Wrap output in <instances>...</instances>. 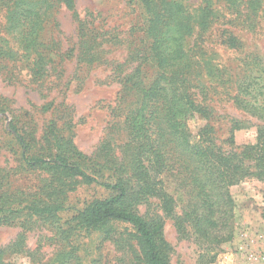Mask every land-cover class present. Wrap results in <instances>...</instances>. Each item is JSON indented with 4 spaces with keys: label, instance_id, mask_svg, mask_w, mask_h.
<instances>
[{
    "label": "trees",
    "instance_id": "trees-1",
    "mask_svg": "<svg viewBox=\"0 0 264 264\" xmlns=\"http://www.w3.org/2000/svg\"><path fill=\"white\" fill-rule=\"evenodd\" d=\"M133 1L137 17L121 38L118 29L96 25L93 12L82 17L75 0H0V15L20 20L0 24L2 72L8 68L2 62L11 61L40 80L50 75L44 64L53 56L58 64L76 57L82 66L110 65L103 82L120 84L115 110L125 114L123 128L115 133L120 137L108 133L87 155L74 141L75 124L65 101L41 107L53 117L38 132L33 112H20L0 94V122L8 120L5 147L16 161L10 168L0 166V224L23 228L0 248V264H15L6 260L14 252L29 255L31 264H105L102 249L109 241L126 264H174L164 232L167 217L174 219L180 238L193 236L208 245L230 240L231 186L247 178L264 181V123L255 143L240 146L236 127L224 145L208 121L195 134L189 125L194 117L210 119L220 95L264 121L261 56L244 54L234 66L211 40L217 37L218 45L242 51L245 43L234 30L262 27L264 0ZM61 4L77 23L76 40L67 49L54 36L34 31L57 24ZM116 43L126 45L123 61L107 57ZM13 172L36 174L38 181L14 186ZM164 175L185 196L181 214ZM84 185L97 188V194L76 200ZM143 204L157 209L144 215ZM36 227L50 235L43 234L30 249L26 232ZM46 245L54 247L50 257L42 251Z\"/></svg>",
    "mask_w": 264,
    "mask_h": 264
},
{
    "label": "rangeland",
    "instance_id": "rangeland-1",
    "mask_svg": "<svg viewBox=\"0 0 264 264\" xmlns=\"http://www.w3.org/2000/svg\"><path fill=\"white\" fill-rule=\"evenodd\" d=\"M76 8L80 15L91 16L94 13L95 24H102L105 28L118 29L119 36L125 37L129 33L133 22L136 19L137 11L133 0H75ZM22 8V6L20 5ZM19 18V17H18ZM9 23L16 25L20 20H7L0 15V24ZM57 24H52L46 29L37 26L35 33L55 37L67 49L70 43L76 40V19L72 12L64 5L57 6ZM245 46L243 49L234 50L214 41L212 44L220 52L224 61L236 66L240 56L256 52L261 56L264 64V25L256 31L239 29L234 30ZM214 32V36L217 34ZM213 37V36H212ZM107 57L109 59L123 61L127 54L126 45L116 43L109 47ZM47 61L44 67L50 71L48 77L39 76L36 80L30 73V69L23 64H16L11 61H4L2 64L8 66L4 72L0 70V94L11 99V106L20 110L33 112L38 125V132H41L44 123L53 117L52 111H42L41 107L55 102H66L64 109L68 111L75 126L74 141L80 151L91 155L97 150L102 139L109 133L115 135L117 130L123 128L125 114L115 110L118 103L120 84L116 82H103L111 73L110 65L94 64L93 67L82 66L76 57L67 58L61 64L59 60ZM1 64V65H2ZM216 110L210 119L194 117L189 121L190 128L195 134L201 125L207 121L215 128V134L219 141L225 145L234 129L236 145L255 143L258 136L259 126L264 121L257 116L251 115L246 109L235 105L233 100L224 95L216 99ZM36 107H39L38 109ZM10 119V117H9ZM235 121H238L235 124ZM8 120L0 122V166L10 168L16 164L13 153L5 147L6 125ZM119 140V139H117ZM2 172V171H1ZM5 175L4 172H2ZM12 184L29 186L37 182V175L30 172H13ZM166 189L173 193L176 199L175 211L183 212L186 199L182 192L175 190V183L172 178L163 176ZM2 182H7L5 179ZM98 190L95 187L81 186L75 193L76 200H84L95 194ZM230 192L235 201L234 217L231 219L233 236L230 240L208 245L204 241H198L195 237L180 238L174 219H165L164 232L168 242L172 246L171 261L174 264H264V181L256 178H247L242 182L231 186ZM74 194V195H75ZM157 209L155 205L140 206V212L144 215L149 211ZM20 225L0 224V248L8 247L15 241L22 232ZM50 235L45 228H34L26 232V244L30 249L37 246L39 238L43 235ZM46 257L54 253L53 245H46L42 250ZM103 261L105 264H126L120 260L122 251L118 250L112 241L106 242L102 249ZM6 260L15 264H31V258L26 253L14 252L7 256Z\"/></svg>",
    "mask_w": 264,
    "mask_h": 264
}]
</instances>
